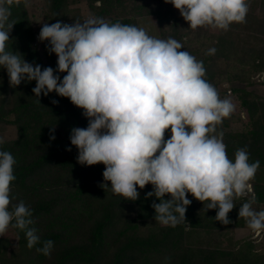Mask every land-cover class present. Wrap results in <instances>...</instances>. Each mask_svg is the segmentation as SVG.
I'll return each instance as SVG.
<instances>
[{
	"label": "clouds",
	"instance_id": "clouds-1",
	"mask_svg": "<svg viewBox=\"0 0 264 264\" xmlns=\"http://www.w3.org/2000/svg\"><path fill=\"white\" fill-rule=\"evenodd\" d=\"M21 0H15L19 5ZM29 0H23L25 7ZM177 9L191 29L210 27L227 31L233 23H246L247 0H165ZM14 0H0V67L7 71L13 87L35 81L38 97L55 92L83 110L87 127H73L70 142L78 150L77 162L103 164L104 190L135 201L152 185L145 199L153 201L155 221L176 227L185 220L191 194L207 210L215 209V220L232 223L228 214L235 199L246 196L260 161L249 162L247 148L229 159L223 132L224 118L234 111L233 103L219 97L204 79L206 70L174 38L160 39L142 27L106 22L90 17L71 24L43 23L38 35L47 41L48 53L57 57L56 68L27 62L8 50ZM215 48L208 50L214 55ZM59 73H66L61 79ZM58 104L57 100L52 101ZM55 127L50 140L55 139ZM166 132L169 138L165 139ZM0 138V145L4 144ZM71 151V148H66ZM16 160L0 150V236L9 227L25 231L27 247L40 243L32 210L23 201L12 204L11 184ZM108 182H110V187ZM170 196V199H165ZM204 202H207L205 205ZM255 197L239 208V217L253 231L264 230V210L253 208ZM178 214V215H177ZM54 242L46 240L36 251L51 254ZM168 259V258H166Z\"/></svg>",
	"mask_w": 264,
	"mask_h": 264
},
{
	"label": "trees",
	"instance_id": "trees-1",
	"mask_svg": "<svg viewBox=\"0 0 264 264\" xmlns=\"http://www.w3.org/2000/svg\"><path fill=\"white\" fill-rule=\"evenodd\" d=\"M78 1L45 0L44 16L50 23H65L70 3ZM85 1L90 12L106 22L138 27L137 16L154 15L160 39L171 37L182 43V51L203 62L204 79L214 85L219 97L224 99L232 93L240 108L246 110L248 121L234 110L223 119L218 131L223 132L229 159L234 161L236 150L246 147L249 162L259 160L260 167L251 181L252 191L235 199L236 206L228 214L232 223L224 225L215 220L216 210L206 211L204 204L189 194L192 203L187 206L185 220L176 227L163 226L155 221L151 207L153 201H160L154 196L145 199L153 190L151 184L137 188V200H126L100 187L104 183L103 164L86 166L77 162L78 150L69 137L73 127H87L82 109L55 92L41 94L38 103L32 92L34 80L22 81L16 87L6 81L7 87L0 86V123L14 124L17 137L6 140L0 150L9 151L16 160L12 204L23 201L32 210L34 223L29 227L37 229L41 242L28 248L25 231L12 227L18 243L10 249L9 240L0 236V264H264V238L234 236L236 228L246 225L238 215L243 203L255 197L258 210H264V97L248 90L255 77L264 74L262 49L238 43L227 32H192L188 22L165 0ZM247 2L251 12L246 21L254 19L264 28V0ZM22 3L17 5L14 0L11 7L10 19L16 24L8 47L11 38H22L21 27L27 25ZM243 24L230 27L236 29ZM210 48L216 49L214 55L207 54ZM23 57L42 69L57 66V59L51 56L48 62L35 52H24ZM59 75L62 79L66 73ZM225 83L228 89L222 88ZM53 100L59 103L53 104ZM52 127L54 140H50ZM68 147L71 151L66 150ZM46 240L54 242L49 256L36 251Z\"/></svg>",
	"mask_w": 264,
	"mask_h": 264
},
{
	"label": "rangeland",
	"instance_id": "rangeland-1",
	"mask_svg": "<svg viewBox=\"0 0 264 264\" xmlns=\"http://www.w3.org/2000/svg\"><path fill=\"white\" fill-rule=\"evenodd\" d=\"M21 1L23 2V0ZM25 9L27 11L28 17L26 18L27 25L21 27L22 38L19 37L11 38V42L8 47V50L19 52L23 56H24V52H30V53L35 52L43 59L44 62H48L50 56L57 59L54 53L51 55L48 53L46 49V45L48 42L47 41L40 42L38 40V35L43 23L51 24L44 16L45 0H29L28 6L25 7ZM70 9L71 10L69 17L65 21V23L68 24H71L77 20L83 22L84 20L90 17H96L90 12L87 2L85 0H79L78 2H71ZM174 13L176 15H180L177 9H175ZM137 22H138V27L144 28L149 35L156 38H160L158 32V22L154 15L147 14V15L137 16ZM191 31L196 33H199L201 31L202 34L203 33L217 34L218 32H227L231 34L232 39L234 40L236 39L238 43H243L247 45L250 44L251 46L255 45L259 49H262L264 55V34L261 33L262 31H264V28L261 26V24L256 23L254 19H248L246 23L237 27L236 29L233 28V26H231L227 31L219 30V29H211L210 27H198L197 29L195 30L192 29ZM6 81H9L7 71L3 67H0V86L6 84L7 87L8 83H6ZM229 87L230 86L227 83L222 85V88L228 89ZM248 90L254 92L255 94L261 97H264L263 73L255 77L254 85L250 86ZM225 98L229 99L233 103L234 110L240 111V114L245 121L249 120L246 110L240 108L238 101L236 100L235 96L232 93H228V95ZM16 137H17V127L14 124L0 123V138H3V140L6 141V140H12ZM108 184L110 187L111 186L110 182H108ZM251 191H252V183H251V190L249 192ZM253 208L259 211L255 204H253ZM129 213L132 216L135 214L134 210H132L131 208ZM234 236L236 239L251 237V238H256L258 240H262L264 238V230L253 231L247 226L246 223L244 227L235 229ZM2 237L9 240L10 249H13L17 246L18 236L15 233V231L12 229V227H9L8 231Z\"/></svg>",
	"mask_w": 264,
	"mask_h": 264
}]
</instances>
